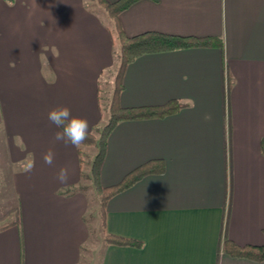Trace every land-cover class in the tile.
<instances>
[{
    "label": "crops",
    "instance_id": "1",
    "mask_svg": "<svg viewBox=\"0 0 264 264\" xmlns=\"http://www.w3.org/2000/svg\"><path fill=\"white\" fill-rule=\"evenodd\" d=\"M96 8L0 0V222L12 208L20 215L0 231V264H87L92 236L103 246L100 264H264L222 248L226 238L264 243V0H140L120 15L130 37L223 42L143 55L125 71L122 106L185 104L164 118L121 122L108 138L105 187L150 160L165 163L163 174L107 204V233L142 247L108 245L91 232L100 217L90 229L88 191L65 193L82 183L78 148L54 142L60 129L47 119L67 106L89 132L103 125L112 92L103 101L101 81L118 67L119 43ZM49 149L51 166L42 159ZM62 167L66 183L57 180Z\"/></svg>",
    "mask_w": 264,
    "mask_h": 264
},
{
    "label": "trees",
    "instance_id": "2",
    "mask_svg": "<svg viewBox=\"0 0 264 264\" xmlns=\"http://www.w3.org/2000/svg\"><path fill=\"white\" fill-rule=\"evenodd\" d=\"M95 1L99 4V7L101 6L105 10L108 18L112 22V36L119 43V51L116 55L118 67L109 103L106 109H103V112L109 116L108 122L103 127L97 126L93 131L89 132L88 140L78 148L83 168L86 164V149L96 146L98 152L91 162L90 170L87 172L85 168L83 169L82 183L76 187L66 189L65 193L71 194L78 191L87 192L90 189L95 190L96 195L94 198H97L99 203V213L96 212L99 214L102 228L99 231H95L92 228L91 232L103 233L104 242L108 245L142 247L140 241L107 233L105 230L107 204L114 196L132 187L142 178L152 174H163L165 172V163L162 159L150 160L129 172L119 183L105 187L101 184V170L107 153L108 138L114 128L121 122L164 118L179 112L185 104L179 100H171L166 104L156 106L133 108L122 106L120 97L124 90L123 81L125 71L130 63L143 55L196 47H219L223 49V42L221 39L213 37L180 36L156 31L130 37L123 30L120 15L140 0H117L114 2L108 0ZM86 6L92 8L89 0H86ZM97 133H99V136ZM262 151L264 153V146L262 147ZM84 181H90V184L84 183ZM16 211L18 210L16 209ZM95 218L96 215L90 208L86 218L90 224V229ZM17 220L16 222H11L0 227V231L19 224L20 218ZM222 248L224 253L232 257L246 258L258 262L264 261V243L261 245L242 246L226 238L224 239Z\"/></svg>",
    "mask_w": 264,
    "mask_h": 264
},
{
    "label": "rangeland",
    "instance_id": "3",
    "mask_svg": "<svg viewBox=\"0 0 264 264\" xmlns=\"http://www.w3.org/2000/svg\"><path fill=\"white\" fill-rule=\"evenodd\" d=\"M89 4L92 7H97L96 11H98L100 14L104 15V13H105V15H106L105 10L101 6L99 7V4L97 3V1L89 0ZM116 72H117L116 68L112 69V70H109V71H107V73L102 78V81H101V83H102V94H101V96L104 99L103 101H105V99L107 97H110V94H111V92H112V90L114 88V84L112 85V83H113V80H115L114 79V75H116ZM108 117H109L108 114H106L102 127L104 126V124H106L108 122ZM0 134H1V126H0ZM97 135L99 136V133H97ZM97 152H98V148L96 146H92V147L86 149L85 169L87 170V172L90 170L91 162L93 161V159H94L95 155L97 154ZM3 176L4 175H2V181L0 179V187L1 186H3V187L5 186L6 179H4ZM8 182L9 181H7V183ZM84 183H89L90 184V181H84ZM1 193H3L2 190H0V194ZM88 193H89L90 200H91V209L96 215V211L99 213V205H98L99 203H98L97 198H94V196L96 195L95 190L90 189L88 191ZM18 215L19 214H18V211H16V208H12L9 211V214L6 216V218H5L6 220L0 222V227H2V224L4 226V225L9 224L11 222L18 221L17 220L19 218ZM93 225H94L95 231H99L102 228L101 227V220L99 218H98V222L95 221V223H93ZM97 241L98 240H96V238L92 236L89 245L86 247V248H88V253H87V251L84 250L85 251L84 255H83V262L84 263H85V259H86V261L88 259L89 261H87V264L88 263L100 264V262L102 260V254H103V246L99 247Z\"/></svg>",
    "mask_w": 264,
    "mask_h": 264
},
{
    "label": "clouds",
    "instance_id": "4",
    "mask_svg": "<svg viewBox=\"0 0 264 264\" xmlns=\"http://www.w3.org/2000/svg\"><path fill=\"white\" fill-rule=\"evenodd\" d=\"M47 119L60 129L54 134V142H61L65 146L71 145L72 147L79 148L89 138V123L87 119L72 116L71 111L67 106L52 108L47 113ZM54 157V152L49 149L43 154L42 159L45 164L51 166L53 164ZM57 180L60 183L67 182V168H60L57 173Z\"/></svg>",
    "mask_w": 264,
    "mask_h": 264
}]
</instances>
